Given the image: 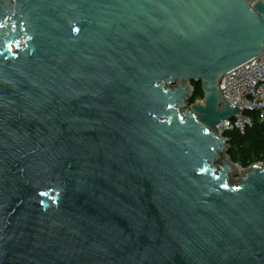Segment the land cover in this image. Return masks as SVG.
Returning <instances> with one entry per match:
<instances>
[{"label": "water", "instance_id": "water-1", "mask_svg": "<svg viewBox=\"0 0 264 264\" xmlns=\"http://www.w3.org/2000/svg\"><path fill=\"white\" fill-rule=\"evenodd\" d=\"M262 53L263 1L0 0V264H264L218 128Z\"/></svg>", "mask_w": 264, "mask_h": 264}, {"label": "built area", "instance_id": "built-area-1", "mask_svg": "<svg viewBox=\"0 0 264 264\" xmlns=\"http://www.w3.org/2000/svg\"><path fill=\"white\" fill-rule=\"evenodd\" d=\"M251 7L258 1L246 0ZM220 89L230 106L236 104L240 114L232 119L223 120L219 125L220 134L238 130L244 133L252 126L251 117L244 111L257 112L259 119L264 121V53L228 71L220 82Z\"/></svg>", "mask_w": 264, "mask_h": 264}, {"label": "trees", "instance_id": "trees-1", "mask_svg": "<svg viewBox=\"0 0 264 264\" xmlns=\"http://www.w3.org/2000/svg\"><path fill=\"white\" fill-rule=\"evenodd\" d=\"M192 87L191 104L204 97L201 83L192 82ZM244 114L251 117L252 126H248L244 133L234 130L224 135L229 139L228 155L231 161L248 168L255 163H264V121L259 119L255 111L246 110Z\"/></svg>", "mask_w": 264, "mask_h": 264}, {"label": "rangeland", "instance_id": "rangeland-1", "mask_svg": "<svg viewBox=\"0 0 264 264\" xmlns=\"http://www.w3.org/2000/svg\"><path fill=\"white\" fill-rule=\"evenodd\" d=\"M172 86H173L172 84H168L167 88H171ZM200 100H202V99H200ZM224 158H229L228 153H224ZM223 159H220L216 163L217 167H219V165H221ZM229 162L232 164V170L233 171L230 174L227 183H228L229 186L234 187V186H237L240 183V181H241L240 172H239V169L241 168V166L239 164H237V163L232 162L231 159H230ZM247 170H248V168H243L242 172L245 173Z\"/></svg>", "mask_w": 264, "mask_h": 264}, {"label": "bare ground", "instance_id": "bare-ground-1", "mask_svg": "<svg viewBox=\"0 0 264 264\" xmlns=\"http://www.w3.org/2000/svg\"><path fill=\"white\" fill-rule=\"evenodd\" d=\"M230 161V160H229ZM229 164L232 166V164L229 162Z\"/></svg>", "mask_w": 264, "mask_h": 264}]
</instances>
